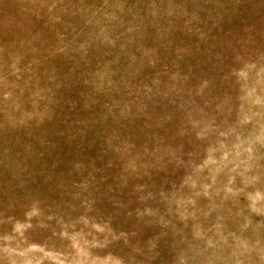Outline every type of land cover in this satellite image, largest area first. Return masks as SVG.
<instances>
[{
    "label": "rangeland",
    "instance_id": "rangeland-1",
    "mask_svg": "<svg viewBox=\"0 0 264 264\" xmlns=\"http://www.w3.org/2000/svg\"><path fill=\"white\" fill-rule=\"evenodd\" d=\"M0 264H264V0H0Z\"/></svg>",
    "mask_w": 264,
    "mask_h": 264
}]
</instances>
